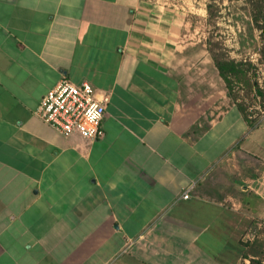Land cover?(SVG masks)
Returning <instances> with one entry per match:
<instances>
[{
    "label": "crops",
    "instance_id": "0c3cea01",
    "mask_svg": "<svg viewBox=\"0 0 264 264\" xmlns=\"http://www.w3.org/2000/svg\"><path fill=\"white\" fill-rule=\"evenodd\" d=\"M188 11L0 0V264H264V127ZM64 76L111 92L102 138L39 116Z\"/></svg>",
    "mask_w": 264,
    "mask_h": 264
},
{
    "label": "rangeland",
    "instance_id": "374dc122",
    "mask_svg": "<svg viewBox=\"0 0 264 264\" xmlns=\"http://www.w3.org/2000/svg\"><path fill=\"white\" fill-rule=\"evenodd\" d=\"M158 1H163V4L168 6H172L174 2V0ZM190 2L191 8H189ZM209 2L210 0H176V3L180 4L178 9L181 11H183L182 6L186 11L192 10L188 11L193 17L185 33L189 34L186 39L199 45L201 51L198 52V57L204 58L206 54L213 59L215 53L220 58H231L246 63L249 80L234 81L229 91V100L236 106L243 105L242 113L252 124L264 127V63L259 52L262 39L260 30L252 22L251 7L245 0H216L215 13L210 16ZM221 84L225 86L223 81ZM258 89L263 94H259ZM258 231L264 233V227H260ZM247 232L251 236L256 233L251 226L246 229ZM245 244L246 247L250 246L249 243Z\"/></svg>",
    "mask_w": 264,
    "mask_h": 264
},
{
    "label": "built area",
    "instance_id": "2783aa9c",
    "mask_svg": "<svg viewBox=\"0 0 264 264\" xmlns=\"http://www.w3.org/2000/svg\"><path fill=\"white\" fill-rule=\"evenodd\" d=\"M156 3L164 5L163 1ZM172 5L180 6L176 0ZM181 9L186 10L183 6ZM110 100L111 92L98 90L89 81L74 82L64 76L42 98L38 114L64 136L96 140L105 134L102 122ZM183 197L189 198V191Z\"/></svg>",
    "mask_w": 264,
    "mask_h": 264
},
{
    "label": "trees",
    "instance_id": "16d2710c",
    "mask_svg": "<svg viewBox=\"0 0 264 264\" xmlns=\"http://www.w3.org/2000/svg\"><path fill=\"white\" fill-rule=\"evenodd\" d=\"M251 7V17L252 22L256 27L260 30V36L262 39V46L260 49L261 60L264 63V0H245ZM216 6V0H210L208 4V12L210 16H213L215 13L214 7ZM211 18V17H210ZM213 60L219 69V73L226 82L228 87V91L232 89L233 82L239 81L244 82L245 80H249L248 76V68H246V63L237 62L231 58H220L215 53L213 54ZM249 65L251 63H248ZM259 90V89H258ZM259 94H263L261 90L258 91ZM243 105H238V108L242 111ZM247 119V118H246ZM251 122V121H249ZM252 124V122L250 123ZM254 264H262L260 261L255 262L252 260Z\"/></svg>",
    "mask_w": 264,
    "mask_h": 264
}]
</instances>
